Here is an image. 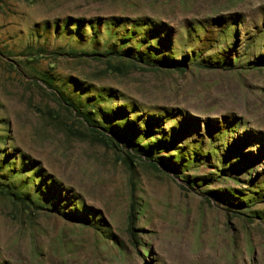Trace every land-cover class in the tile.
<instances>
[{
  "label": "rangeland",
  "instance_id": "rangeland-1",
  "mask_svg": "<svg viewBox=\"0 0 264 264\" xmlns=\"http://www.w3.org/2000/svg\"><path fill=\"white\" fill-rule=\"evenodd\" d=\"M112 20L129 24L114 29L121 43L135 41L128 47L173 41L166 55L188 54L186 71L69 54L115 51L104 24ZM139 20L165 28L164 39H136ZM227 55L232 66L210 64ZM56 87L83 105L114 94L99 108L117 118L125 107L141 130L140 118L159 119L172 141L162 155L181 152L191 163L178 174L128 167L60 103ZM194 152L206 157L197 166ZM0 169L28 200L0 196V264H264V0H0Z\"/></svg>",
  "mask_w": 264,
  "mask_h": 264
},
{
  "label": "trees",
  "instance_id": "trees-1",
  "mask_svg": "<svg viewBox=\"0 0 264 264\" xmlns=\"http://www.w3.org/2000/svg\"><path fill=\"white\" fill-rule=\"evenodd\" d=\"M108 21V20H107ZM71 23V21H69ZM112 22V23H111ZM78 23V22H77ZM107 25V31H113L114 29H119L122 26H127L128 31H130V26L125 25V24H120L119 22H114L113 20L110 21V23L106 22L104 23ZM79 25V23H78ZM77 25V26H78ZM68 24L66 27H64V30L69 31L70 33L74 34L75 37L77 38H82L84 37V32L82 33H75L71 31L69 28L67 29ZM70 27V25H69ZM82 29V25H79ZM77 27V28H78ZM92 30H95V40L98 39V33H102L101 29L99 30L98 26L94 25L93 27H90ZM135 31L137 33L136 39L140 37L142 33L145 35L148 34H155V35H161L162 38L164 39V34H166V29L165 28H160L158 25L151 20H139L136 23H134ZM78 30V29H77ZM114 30V35L112 37H116L117 41L115 42V51L112 49L107 50L103 54H97L95 52L88 53V52H78V51H70V55L74 56L76 58L81 57V56H86V55H99V56H104L108 57V59H119V60H126L128 62H131L134 66V68H138L136 65L137 64H142L144 67L148 66L149 68H157V67H164V68H175L179 69L180 71H186L187 67L189 66V55H182L180 59H177L175 57H168L166 55V51L163 48L166 45H170L173 41H170V43L166 42L165 40L162 41L161 38H158L159 40H155L153 42L151 41H146V42H136L140 47H146L147 51H141L140 49L133 48V47H128L129 44L135 41H130L128 42L125 40L124 43L122 42V37H118L117 32ZM230 28L227 30L228 33H230ZM83 31V29H82ZM111 37V35H110ZM154 39L153 36H147V39ZM160 53V54H159ZM227 53V52H225ZM31 54V53H30ZM202 58V53L199 55H196L193 59L194 62H199V60ZM224 59L222 60H217L213 61V63H210L214 67H219L221 65H224V68L232 66V64L235 62V58L233 59L232 63V58L227 55L223 56ZM204 59V58H202ZM192 61V60H191ZM202 60L201 62H203ZM203 63H200L202 65ZM236 65V64H235ZM209 67V66H208ZM119 68V67H118ZM116 67L117 70H120ZM41 78L44 81V83L48 86V88H53V78L47 74L43 73L41 74ZM55 90V95L59 96V101L60 103L67 108L71 113L76 115L77 117L80 118V122L85 126V128L91 133L92 136H94V139L105 146L109 148H114L117 150H120L123 154V161L128 167L135 166V163L138 161L142 163H147L150 165L152 168H154L156 171H160V168L163 167L171 172H174L176 174L180 173L181 170H184L186 168V162L191 163L190 159L189 161H186V157L180 152V153H175L178 156V160L175 159L173 160L172 156L170 155L169 157H166L165 155L163 156L162 152H165V150L169 149V143L172 141H168L166 134L162 133L161 125L156 126V122H159V119H154V118H148L142 119L140 118L142 123L147 124L146 127L148 126L147 129L141 130L138 129L137 126H139V123L136 120H133L130 118V116L127 113V110L125 107H118L115 112H117V115H120L121 117H114L110 112L106 113L104 110L100 109L99 106L102 105V103H107L110 98H114V94H106V92H100L98 95H94L93 99L89 101L87 105H83V103H75L69 96H67L63 90L54 88ZM88 94H91L88 92ZM113 117V118H112ZM124 120V121H120ZM154 120V121H153ZM158 120V121H157ZM234 122L229 123L226 128L228 130H231V128L234 126ZM151 125H155V127H151ZM160 128V129H159ZM199 128V127H198ZM144 134L145 137L152 141L153 143H156V146L153 145L152 143H144V140L139 138V135ZM244 139H242V142ZM158 142V143H157ZM125 148V149H124ZM181 148V147H180ZM179 150V149H178ZM176 150L175 152H179ZM180 157V158H179ZM193 161L194 166H197V162L200 161L202 162L206 157L203 156L202 154L198 152H194L193 154ZM176 158V157H175ZM13 163V162H11ZM26 166V163H24ZM188 167V166H187ZM28 170V166L24 167L23 171ZM0 169V196L8 197L11 200L15 202H20L23 204H26L28 200L24 198L23 193L16 188L15 185L9 184L5 180L2 179L3 173ZM43 174L40 173V170L38 169L35 172L34 179L36 180L37 177H39L40 180H43L45 177ZM9 182H11V179H8ZM48 180L45 181L44 184L40 185L39 187L41 190L38 191V193L41 192L42 195H45V189L44 187L48 186L47 184ZM189 186L194 188L196 185L195 182L192 180L185 181ZM54 183L52 187H54ZM61 190H58L60 193ZM62 192V191H61ZM258 192H254V198L258 197ZM66 203H68L69 198L68 196L66 197ZM237 201H240L238 199ZM32 203V199L29 201ZM236 207H241L244 206L245 203L241 201V204L238 205L237 203H234ZM36 208L46 210V207H43L42 204L35 205ZM30 208V207H29ZM73 210V209H72ZM73 212H75L73 210ZM76 214H79L77 219L81 222H84V219L81 217L80 212H75ZM137 214L138 211L135 209V204L133 203L130 208V214H129V233L133 239L134 242L137 241L138 234H137V229H136V221H137ZM145 253L149 254L150 251L147 250Z\"/></svg>",
  "mask_w": 264,
  "mask_h": 264
}]
</instances>
